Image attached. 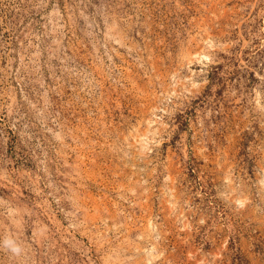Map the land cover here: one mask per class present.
<instances>
[{
	"label": "rangeland",
	"instance_id": "1",
	"mask_svg": "<svg viewBox=\"0 0 264 264\" xmlns=\"http://www.w3.org/2000/svg\"><path fill=\"white\" fill-rule=\"evenodd\" d=\"M0 264H264V0H0Z\"/></svg>",
	"mask_w": 264,
	"mask_h": 264
}]
</instances>
